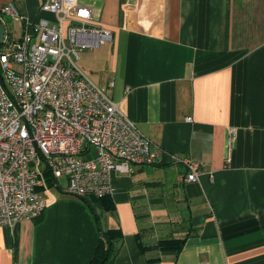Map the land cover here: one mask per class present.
<instances>
[{
	"label": "crops",
	"instance_id": "obj_1",
	"mask_svg": "<svg viewBox=\"0 0 264 264\" xmlns=\"http://www.w3.org/2000/svg\"><path fill=\"white\" fill-rule=\"evenodd\" d=\"M42 1L0 0L26 17L6 34L18 39L51 17ZM82 2L114 34L84 49L82 68L101 86L114 82L158 161L112 173L110 211L69 194L66 180L52 188L43 212L0 227V264H89L100 228L123 233L108 264H264V0ZM173 155L201 161L200 179L187 182ZM185 236L176 260L154 247Z\"/></svg>",
	"mask_w": 264,
	"mask_h": 264
},
{
	"label": "built area",
	"instance_id": "obj_2",
	"mask_svg": "<svg viewBox=\"0 0 264 264\" xmlns=\"http://www.w3.org/2000/svg\"><path fill=\"white\" fill-rule=\"evenodd\" d=\"M51 17L32 22L18 39L0 42V227L31 220L48 206V178L66 179L79 198L112 193V173L158 161L154 143L113 98L114 82L101 86L78 64L81 52L113 41L82 0H43ZM25 25L12 2L0 6ZM190 119V118H189ZM234 132V129H232ZM186 166V181H198L204 164L172 156Z\"/></svg>",
	"mask_w": 264,
	"mask_h": 264
},
{
	"label": "trees",
	"instance_id": "obj_3",
	"mask_svg": "<svg viewBox=\"0 0 264 264\" xmlns=\"http://www.w3.org/2000/svg\"><path fill=\"white\" fill-rule=\"evenodd\" d=\"M48 181H49V186L54 188L56 185V182L50 178H48ZM100 199L103 202V205L107 211L114 209L115 203L112 200L110 195L102 197ZM91 210L93 212L92 208ZM93 214L95 215L94 212ZM122 237H123V233L121 232V230H118V229L103 230L102 228H100V238L96 246L94 256L91 259L89 264H108L114 252V249H115V242L119 238H122ZM186 241H187V236L162 238L158 240V242L155 244L154 247L161 251L174 252L176 255L175 257V260H176L178 258L179 253L183 250L186 244ZM137 242H138L140 251L144 253L148 247L143 243L140 237V234H137ZM154 260L156 259H149L148 262H151Z\"/></svg>",
	"mask_w": 264,
	"mask_h": 264
},
{
	"label": "rangeland",
	"instance_id": "obj_4",
	"mask_svg": "<svg viewBox=\"0 0 264 264\" xmlns=\"http://www.w3.org/2000/svg\"><path fill=\"white\" fill-rule=\"evenodd\" d=\"M6 22V25H7V28H8V30L13 34V35H18L19 33H20V31H19V29H20V24L16 21V20H8V21H5ZM6 27V26H5ZM89 49V48H88ZM84 52H85V50H83L82 52H81V55H80V59L78 60V64L81 66V67H83L82 66V63H83V61H82V59H83V54H84ZM87 73L88 74H90V72L89 71H87ZM65 178H62L61 179V182H65Z\"/></svg>",
	"mask_w": 264,
	"mask_h": 264
},
{
	"label": "water",
	"instance_id": "obj_5",
	"mask_svg": "<svg viewBox=\"0 0 264 264\" xmlns=\"http://www.w3.org/2000/svg\"><path fill=\"white\" fill-rule=\"evenodd\" d=\"M7 19L11 20L10 17H8ZM5 30H6L5 24L0 23V42L3 41L4 35H5Z\"/></svg>",
	"mask_w": 264,
	"mask_h": 264
}]
</instances>
